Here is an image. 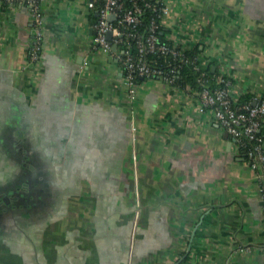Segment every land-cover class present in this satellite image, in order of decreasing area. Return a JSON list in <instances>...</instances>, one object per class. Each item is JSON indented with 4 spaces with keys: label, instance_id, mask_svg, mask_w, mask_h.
I'll list each match as a JSON object with an SVG mask.
<instances>
[{
    "label": "crops",
    "instance_id": "0c3cea01",
    "mask_svg": "<svg viewBox=\"0 0 264 264\" xmlns=\"http://www.w3.org/2000/svg\"><path fill=\"white\" fill-rule=\"evenodd\" d=\"M94 1L42 3L38 63L30 10L0 1V120L40 135L67 200L33 237L1 233L0 264H264L262 180L245 151L190 90L147 79L129 99L118 59L92 45ZM165 2L177 46H198L237 97L263 95L264 0Z\"/></svg>",
    "mask_w": 264,
    "mask_h": 264
},
{
    "label": "built area",
    "instance_id": "2783aa9c",
    "mask_svg": "<svg viewBox=\"0 0 264 264\" xmlns=\"http://www.w3.org/2000/svg\"><path fill=\"white\" fill-rule=\"evenodd\" d=\"M0 1L10 7L26 6L30 10L34 31L30 61L38 63L43 51L45 22L42 3L45 0ZM140 2H145L158 12L160 24H164L170 10L165 0H158L159 8L146 0H129L128 4L126 0H95L89 4V8L96 11L97 15L93 26L95 30L93 47L118 59L125 73L127 96L132 101L136 100L138 92L136 78H157L166 83H173L177 68L182 63L193 64L197 70L198 63H203L200 57L187 56L186 49L183 47L158 44L156 31L160 24L155 19L151 22L149 35L144 38L139 30L143 14ZM110 17H113V20H110ZM109 33H111V40L108 39ZM114 46H117L116 51L113 50ZM147 52L169 54L179 64L168 71L152 67L147 61ZM199 82L203 86L199 94L202 108L212 110L222 127L244 149L250 166L258 172L262 180L260 193L264 197V138L259 135L264 121V98L261 94H255L251 103H240L239 97L235 95L232 81L222 75L218 78L222 86L212 88L206 73L201 74Z\"/></svg>",
    "mask_w": 264,
    "mask_h": 264
},
{
    "label": "flooded vegetation",
    "instance_id": "af4514ba",
    "mask_svg": "<svg viewBox=\"0 0 264 264\" xmlns=\"http://www.w3.org/2000/svg\"><path fill=\"white\" fill-rule=\"evenodd\" d=\"M0 121V234L33 237L47 219L50 222L52 207L66 206L67 200L54 196L59 173L41 157L40 135L14 127L12 114ZM36 190L38 196H32Z\"/></svg>",
    "mask_w": 264,
    "mask_h": 264
},
{
    "label": "trees",
    "instance_id": "16d2710c",
    "mask_svg": "<svg viewBox=\"0 0 264 264\" xmlns=\"http://www.w3.org/2000/svg\"><path fill=\"white\" fill-rule=\"evenodd\" d=\"M149 4L153 6H157L159 8V2L158 0H146ZM126 3H129V0H126ZM4 6L6 3L3 4ZM140 5L143 8V14L141 16V23L139 25L140 33L143 35L144 38H146L150 33V25L151 22L155 19L157 22H161V19L158 18V12H156L152 7H149L145 4V2H140ZM96 12V11H95ZM96 13L93 14L94 17V24L96 22ZM169 30L165 27L164 24H160L159 29L156 31L157 37H158V44H166L171 47L176 46L177 48H180L181 46H177L175 42L169 38ZM186 49V55L189 57H199L200 56V49L198 46L192 47V48H185ZM147 61L152 67H158L164 70H169L171 67L176 66L179 64L178 61L174 60L172 56L169 54L167 55H161L160 53H150L147 52ZM199 69H195V65L193 64H183L180 65V67L177 68V71L175 73L174 81L173 83H168L172 86H176L178 88L184 89L185 91H192L193 93H196L197 95L200 94L201 90L203 89L202 84L199 82V78L202 73H206V75L210 78L209 85L212 88L222 86L218 82L219 74L217 71H213L212 64H204V63H198ZM136 84L140 85L142 82L147 80L146 78H136ZM162 80V79H161ZM255 97V94L253 93H246L239 97L240 103H251L253 98ZM264 98V93L262 95ZM259 135H261L264 138V132L260 131ZM244 150V149H243ZM189 260V255L185 256L184 260L182 261L184 264Z\"/></svg>",
    "mask_w": 264,
    "mask_h": 264
},
{
    "label": "water",
    "instance_id": "95a60500",
    "mask_svg": "<svg viewBox=\"0 0 264 264\" xmlns=\"http://www.w3.org/2000/svg\"><path fill=\"white\" fill-rule=\"evenodd\" d=\"M110 20H113V17H110ZM93 39H94V37H93ZM108 39L111 40V33L108 34ZM113 50L116 51L117 46H114ZM225 136L230 137L232 139V141H236L228 132L226 133Z\"/></svg>",
    "mask_w": 264,
    "mask_h": 264
},
{
    "label": "rangeland",
    "instance_id": "374dc122",
    "mask_svg": "<svg viewBox=\"0 0 264 264\" xmlns=\"http://www.w3.org/2000/svg\"><path fill=\"white\" fill-rule=\"evenodd\" d=\"M93 45V44H92ZM99 52H101V53H103L104 54V52L103 51H101V50H99Z\"/></svg>",
    "mask_w": 264,
    "mask_h": 264
}]
</instances>
